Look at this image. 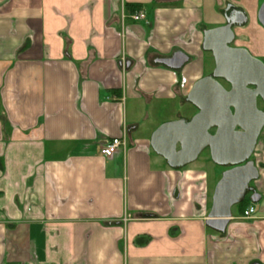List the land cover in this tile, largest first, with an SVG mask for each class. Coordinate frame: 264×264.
Returning <instances> with one entry per match:
<instances>
[{
	"label": "crops",
	"instance_id": "crops-1",
	"mask_svg": "<svg viewBox=\"0 0 264 264\" xmlns=\"http://www.w3.org/2000/svg\"><path fill=\"white\" fill-rule=\"evenodd\" d=\"M229 2L258 29L259 0H0V264H264L263 172L218 233L224 169H172L150 146L196 113L203 31ZM175 52L181 69L156 63Z\"/></svg>",
	"mask_w": 264,
	"mask_h": 264
},
{
	"label": "water",
	"instance_id": "water-1",
	"mask_svg": "<svg viewBox=\"0 0 264 264\" xmlns=\"http://www.w3.org/2000/svg\"><path fill=\"white\" fill-rule=\"evenodd\" d=\"M237 17L243 23L247 20L240 12ZM257 20L264 27V2ZM232 26L227 20L226 25L203 31L202 50L211 53L214 69L197 80L186 96V102L195 107L196 113L189 121L161 124L150 138L153 152L172 169L196 162L206 149L211 162L225 169L214 187L205 220V225L218 233H224L233 208L243 204L248 193H252L250 203L260 199L250 187L251 182L258 180L259 170L249 159L264 127V113L255 106L257 96L264 100V67L247 50L229 46L234 37ZM187 61L186 55L175 52L156 63L179 70ZM220 80L229 83L231 89L226 91ZM247 84L257 90L249 92Z\"/></svg>",
	"mask_w": 264,
	"mask_h": 264
},
{
	"label": "flooded vegetation",
	"instance_id": "flooded-vegetation-1",
	"mask_svg": "<svg viewBox=\"0 0 264 264\" xmlns=\"http://www.w3.org/2000/svg\"><path fill=\"white\" fill-rule=\"evenodd\" d=\"M263 2H264V0H259V4L257 7V13H258V10H259V8ZM239 12L243 13V15H245L247 17V20L245 23H243L242 20L237 17V14ZM223 19H224V22L221 26L226 25L227 20L229 23H233V26L231 29H232V32L234 34V37H233V41L230 43L229 46L232 48H243V49L247 50V52L253 58L258 60L264 67V27L261 26L257 20L256 23H257L258 29L254 30V35L250 34V32L247 31L248 25H249V18L247 16V14L239 6L234 5L231 2L226 3L224 6ZM237 29L243 30L244 31L243 35L238 34ZM213 69H214V65H213L212 71H213ZM212 71H211V73H212ZM219 82L221 83V85L223 86V88L226 91H229L231 89V85L229 83L222 81V80H220ZM246 89L249 90V92H255L257 90V87L254 85L247 84ZM255 106H256V109L258 111L264 113V100L260 96L256 97ZM263 129H264V127H263ZM263 129H262V131H263ZM236 130H238V129H236ZM210 133L213 134L214 130H211ZM206 150L208 151V149H206ZM253 156H254V153L250 157L249 160L254 162V164L258 167V170L264 169V164L262 162H256V160L253 158ZM250 187L253 188V192L257 193V191L254 187V182L250 183ZM251 195H252V193H248L244 203L249 202L248 198Z\"/></svg>",
	"mask_w": 264,
	"mask_h": 264
},
{
	"label": "rangeland",
	"instance_id": "rangeland-1",
	"mask_svg": "<svg viewBox=\"0 0 264 264\" xmlns=\"http://www.w3.org/2000/svg\"><path fill=\"white\" fill-rule=\"evenodd\" d=\"M249 32H250V34L254 35V30L253 29H250ZM205 54H204V65H205V70L204 71L205 72H204V76L203 77L208 76L211 73L212 67L214 65L213 64L214 62L212 61L213 59H210V57H209L210 55L208 56V55H205ZM263 132H264V129H263ZM258 139H260V141L255 147L253 158L256 160V162H262L264 164V133H263V135H261V133H260ZM205 158H207V159H205ZM202 162L206 163L209 167H213L214 168V166H213V164H212V162L210 160V157L208 158V152L207 151H203L200 154L198 160L195 163L199 164V163H202ZM260 170L264 174V169H260Z\"/></svg>",
	"mask_w": 264,
	"mask_h": 264
},
{
	"label": "built area",
	"instance_id": "built-area-1",
	"mask_svg": "<svg viewBox=\"0 0 264 264\" xmlns=\"http://www.w3.org/2000/svg\"><path fill=\"white\" fill-rule=\"evenodd\" d=\"M144 13L142 11L135 12L132 14L131 18L133 21H140L144 19ZM121 146H125V139L123 138H112L108 141L100 150V153L104 157H112L113 154L117 151ZM254 209L252 206L247 207L242 214V218L249 219L253 214Z\"/></svg>",
	"mask_w": 264,
	"mask_h": 264
},
{
	"label": "trees",
	"instance_id": "trees-1",
	"mask_svg": "<svg viewBox=\"0 0 264 264\" xmlns=\"http://www.w3.org/2000/svg\"><path fill=\"white\" fill-rule=\"evenodd\" d=\"M245 204H246V202H245V203L243 202V204H241L240 206H243V205H245ZM241 213H243V210H242V212H241Z\"/></svg>",
	"mask_w": 264,
	"mask_h": 264
}]
</instances>
